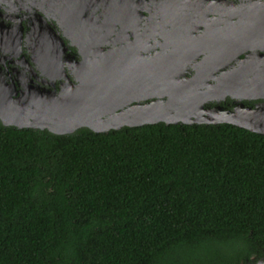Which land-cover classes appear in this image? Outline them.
<instances>
[{"label": "trees", "instance_id": "obj_1", "mask_svg": "<svg viewBox=\"0 0 264 264\" xmlns=\"http://www.w3.org/2000/svg\"><path fill=\"white\" fill-rule=\"evenodd\" d=\"M264 135L149 124L56 135L0 122V264H252Z\"/></svg>", "mask_w": 264, "mask_h": 264}, {"label": "water", "instance_id": "obj_2", "mask_svg": "<svg viewBox=\"0 0 264 264\" xmlns=\"http://www.w3.org/2000/svg\"><path fill=\"white\" fill-rule=\"evenodd\" d=\"M189 2L216 3L180 0L173 4ZM77 38L80 40L70 44L80 58L67 51V45L50 27H32L24 44L30 54L27 58L21 36L15 37L13 29L0 25L3 126L66 135L81 128L104 133L160 122L228 123L264 135V102L250 107L242 101L264 98V84L242 87L237 71L217 76L218 58L197 60L202 51H194L197 43L170 39L146 54L143 50L149 46L145 44L140 48L138 42L106 41L103 28L83 29ZM189 67L194 70L191 76L186 75ZM233 82L239 85L236 90ZM227 94L239 97L230 110L218 103ZM209 101L216 104L206 106ZM252 264H264V255Z\"/></svg>", "mask_w": 264, "mask_h": 264}, {"label": "flooded vegetation", "instance_id": "obj_3", "mask_svg": "<svg viewBox=\"0 0 264 264\" xmlns=\"http://www.w3.org/2000/svg\"><path fill=\"white\" fill-rule=\"evenodd\" d=\"M180 0H0V25L21 36L23 52L29 58L27 31L50 27L80 58L71 41L79 31L103 28L106 41L138 42L154 53L160 42L190 40L200 53L196 59L216 56V75L237 71L242 87L264 84V0H208L216 3L174 5ZM20 31V35L18 34ZM47 31V30H46ZM87 34V33H86ZM48 34L46 35V37ZM42 37V36H41ZM202 45V46H199ZM8 66H12L9 64ZM194 70L189 67L187 76ZM239 80V79H238ZM213 81V80H212ZM235 85V82H233ZM233 89L236 90V87ZM239 97L225 95L218 103L233 109ZM245 106L255 107L264 98H243ZM209 101L206 106H214Z\"/></svg>", "mask_w": 264, "mask_h": 264}]
</instances>
